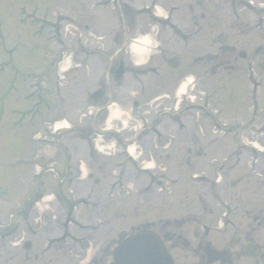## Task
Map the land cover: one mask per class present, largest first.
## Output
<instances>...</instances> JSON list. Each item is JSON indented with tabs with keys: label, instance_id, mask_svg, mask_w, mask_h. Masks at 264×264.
<instances>
[{
	"label": "rangeland",
	"instance_id": "rangeland-1",
	"mask_svg": "<svg viewBox=\"0 0 264 264\" xmlns=\"http://www.w3.org/2000/svg\"><path fill=\"white\" fill-rule=\"evenodd\" d=\"M144 34L153 36L158 51H151L149 60L137 66L121 45L125 35L131 42ZM240 52L246 56L241 58ZM121 55L130 72L120 81L127 82L118 86L120 82L111 79L110 85L118 89L116 103L105 108L107 95L96 101L90 96L103 84L108 60L114 64ZM172 56L179 59L175 70L166 63ZM217 56L223 59L221 67H216ZM57 58H63L66 70L61 71L60 83L52 75ZM39 75L48 105L36 109ZM184 77L206 78L193 83L190 92L193 85H186L187 101L201 104L203 90L215 91L214 96L207 95L204 114L184 106L174 118L187 129L175 132L162 126L165 134L160 135L158 148L151 135L134 144L133 155L144 163L138 165L153 167L155 177L169 181L172 193L160 194L156 181L136 166L126 164L125 175H119L120 139L131 138L141 123L136 109L128 110L135 98L150 114L157 106L149 105L148 98L178 88ZM133 92L139 95L131 99L128 94ZM193 94L199 96L194 99ZM181 97L177 94L175 104ZM64 121L69 129L54 131V123ZM222 123L225 132L236 131V138L230 132L217 138ZM98 127L110 130L96 138ZM37 136L41 141H32ZM170 136L176 142L162 149ZM256 136L264 148V0H0V264H60L59 250H89L90 257L139 225L151 229L166 225L190 238L195 226L184 220L191 216L215 221L221 212L211 198L215 174L230 199L244 206L254 198L256 206H263L264 156L238 142L248 144ZM26 158L50 162L53 169L36 175L39 168H22ZM65 166L71 176L67 174L66 187L58 194L54 188ZM191 174L200 177L198 184L189 181ZM238 181L239 186L233 185ZM36 183H45L49 194L27 215L21 207ZM69 205L77 225L65 220ZM17 210L20 218L14 217ZM11 220L17 228L7 234ZM256 226L255 239L264 248V224ZM227 237H220L223 245H228ZM25 242H30L29 249ZM80 257L64 259L75 264L71 260Z\"/></svg>",
	"mask_w": 264,
	"mask_h": 264
},
{
	"label": "flooded vegetation",
	"instance_id": "flooded-vegetation-1",
	"mask_svg": "<svg viewBox=\"0 0 264 264\" xmlns=\"http://www.w3.org/2000/svg\"><path fill=\"white\" fill-rule=\"evenodd\" d=\"M120 60L122 59L114 61V64H110L109 73L111 75H113ZM218 62L221 65L223 60L220 59ZM212 71L214 73L215 69L213 68ZM98 89L103 91L100 97L103 100L107 95V91L105 92L107 90L106 85L100 83ZM167 97L169 104L167 107H163L162 110L165 115L171 117L174 113L172 108L175 104L173 90ZM108 99L109 96H106L105 100L108 101ZM136 106L138 107L137 104ZM198 106L200 107L199 104ZM105 108H108L107 105ZM145 112V109L140 110L141 114ZM233 185L239 186L240 184L234 183ZM220 194L217 190L212 189L211 198L215 202V205L218 206V196H222L230 203L233 209L232 213L225 215L223 208L218 206L221 212L215 221L195 220L196 217L189 216V220L184 221L192 223L195 226L191 231L192 235L190 238L167 230L166 225L159 224L157 227H154L153 231L158 234L166 246L173 259V264H264V248L255 239L256 223H258L259 227L261 224H264V205L256 206L254 204L255 200L252 198L253 202L249 200L242 207L239 201L236 202L230 199L223 191ZM202 203L204 205L208 204L206 200ZM219 208L218 210H220ZM236 217L240 218L237 222L235 221ZM225 235L228 236V245H223L220 240V237ZM119 236L117 235L114 238L111 246L109 244L103 250H95L91 253L90 257L86 255L89 250H59L58 254L62 256L60 264H70V258L65 261L64 257H74L75 255L78 257L82 256L78 261L75 258L74 261L71 260L75 264H109L111 262V250ZM254 245H257V249ZM14 257L15 254L13 252L11 259Z\"/></svg>",
	"mask_w": 264,
	"mask_h": 264
},
{
	"label": "water",
	"instance_id": "water-1",
	"mask_svg": "<svg viewBox=\"0 0 264 264\" xmlns=\"http://www.w3.org/2000/svg\"><path fill=\"white\" fill-rule=\"evenodd\" d=\"M168 63L171 67H176L178 61L172 58ZM122 73L121 65L117 71V77L120 78ZM98 96L99 93L95 94L94 98ZM111 264H172V260L154 232L138 229L119 240L112 250Z\"/></svg>",
	"mask_w": 264,
	"mask_h": 264
},
{
	"label": "clouds",
	"instance_id": "clouds-1",
	"mask_svg": "<svg viewBox=\"0 0 264 264\" xmlns=\"http://www.w3.org/2000/svg\"><path fill=\"white\" fill-rule=\"evenodd\" d=\"M156 41L151 34H144L134 37L129 44V51L136 64H141L147 60L148 55L155 46ZM119 111H114L113 115H119Z\"/></svg>",
	"mask_w": 264,
	"mask_h": 264
},
{
	"label": "bare ground",
	"instance_id": "bare-ground-1",
	"mask_svg": "<svg viewBox=\"0 0 264 264\" xmlns=\"http://www.w3.org/2000/svg\"><path fill=\"white\" fill-rule=\"evenodd\" d=\"M192 81H193L192 78H188L186 81L182 82V83L180 84V86L178 87V89H177V94L180 95V94H182L183 92H185L186 84H189V83H191ZM115 116H117V115H115ZM55 127H56L57 129L68 128V124H67V122H65V121H64V122H58V123L55 124ZM253 146H254V148H257L258 150L262 151L261 148H259V147L257 146V144H253ZM133 149H134V147H131V148L128 149L129 154H132V153H133Z\"/></svg>",
	"mask_w": 264,
	"mask_h": 264
}]
</instances>
